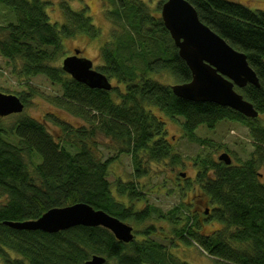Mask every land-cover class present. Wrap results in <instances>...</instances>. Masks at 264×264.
Here are the masks:
<instances>
[{
  "label": "trees",
  "instance_id": "1",
  "mask_svg": "<svg viewBox=\"0 0 264 264\" xmlns=\"http://www.w3.org/2000/svg\"><path fill=\"white\" fill-rule=\"evenodd\" d=\"M103 1L110 25L106 32L93 23L87 6L74 10L62 2L65 20L60 23L51 21L46 0H0L11 16L0 22V55L13 64L25 86L0 92L18 95L26 107L32 97L45 96L30 83L44 75L62 89L46 99L85 122L74 126L49 114L48 120L59 126L54 134L46 121L23 112L11 114L17 118L10 125L3 120L11 115L0 116V263L86 264L101 256L102 264H189L170 250L165 243L170 240L173 246L196 245L216 264H264V9L232 0H188L202 22L246 54L257 73L260 86L237 88L259 111L260 116L250 118L215 102L178 97L171 84L156 79L164 72L177 82L192 78L161 17L166 0L154 9L146 0ZM81 34L98 41L102 34L107 37L99 44L96 69L111 81L110 90L91 88L55 64L64 40ZM76 49L82 56L83 50ZM167 119L203 148L221 144L199 136L201 126L213 130L222 121L248 126L253 150L247 159L227 164L212 152L199 155L195 179L182 183L185 193L191 191L204 203L202 214L184 200L166 211L147 202L140 178L150 174V164L164 162L173 168L182 163L168 139ZM96 134L110 139L113 156L103 159L95 151ZM123 154L131 158L132 178L113 182L111 164ZM78 202L132 225L134 238L118 240L104 226L77 225L49 233L6 224L37 219L51 208ZM209 221L219 227L205 231Z\"/></svg>",
  "mask_w": 264,
  "mask_h": 264
},
{
  "label": "rangeland",
  "instance_id": "2",
  "mask_svg": "<svg viewBox=\"0 0 264 264\" xmlns=\"http://www.w3.org/2000/svg\"><path fill=\"white\" fill-rule=\"evenodd\" d=\"M48 1L47 13L52 22H64L65 17L62 8V2L69 4L74 10H81L88 7L87 14L91 16L93 23L102 28V31L106 32L109 28L107 18L105 16L106 4L103 0H46ZM151 2L150 5L153 9L158 4L159 0H146ZM251 8V9H264V0H232ZM10 14H7L6 10L0 6V22L5 23L6 19L10 18ZM107 37L102 34L100 41L98 39H91L86 35L67 38L64 40L63 53L55 62L56 65H62L63 59L67 55H71L74 49L81 48L83 50L82 56L89 58L93 61V66L96 68L101 63L99 57V44ZM156 79L167 84L177 83V79L171 74L164 72L162 74H156ZM19 78L14 72L12 63H9L4 57L0 55V89L11 91H19L25 87L19 83ZM31 85L37 87L39 93H44L45 96H34L30 99V103L25 107L23 114L30 115L38 120L46 121L47 127L54 134L59 132V126L51 120H48V115L51 114L55 117H60L74 126H80L85 122L72 116L71 114L55 107L51 104L46 97H54L60 95L62 89L60 85L53 84L46 76L38 75L30 79ZM6 93L5 91H1ZM260 116V115H259ZM261 120L264 122V113H261ZM16 115L6 117L3 121L6 125H10L16 120ZM166 129L168 132V139L174 144L175 149L179 151L182 157V163L175 167L168 165L164 166V162H156L150 164L148 172L141 176L140 182L143 184L145 193H148L147 202L154 203L160 207L163 211H166L175 203L180 200H184L189 208L195 210L197 214H202L204 210V203L200 200L198 195L193 196L191 191L184 192L185 178L189 180L195 179L197 171L196 159L199 155H209L212 152L214 157H218L222 152H228L232 158V161L236 159H247L253 150V141L250 135L248 126L234 121H222L213 130L207 129L205 126H201L197 131L201 137H209L213 139V143L227 147L229 151H223L224 149L218 147L203 148L198 143L189 140L178 125L177 122L170 119L166 120ZM95 145L94 149L103 159L113 156L115 154L114 149L109 148L112 146V142H108L110 139L102 134H96L94 137ZM219 148L218 151L215 149ZM132 161L130 156L121 155L120 158L115 159L110 168V180L115 181L118 178L130 179L132 178ZM181 172L186 173V177L180 175ZM179 177V179H178ZM179 182V183H177ZM179 184V185H177ZM114 190V186H113ZM3 202V201H0ZM146 203H141L145 205ZM159 222L156 225L159 226ZM219 227V224L213 221L206 222L204 224L205 231H211ZM179 242L178 239H176ZM167 245H171L170 250L175 254L182 257L189 264H216V262L210 256L201 252L196 245L187 246L182 242L177 246H173L170 240H166ZM1 264V263H0Z\"/></svg>",
  "mask_w": 264,
  "mask_h": 264
},
{
  "label": "water",
  "instance_id": "3",
  "mask_svg": "<svg viewBox=\"0 0 264 264\" xmlns=\"http://www.w3.org/2000/svg\"><path fill=\"white\" fill-rule=\"evenodd\" d=\"M161 17L169 30L179 55L192 72L191 80L172 84L175 95L192 101H211L230 107L250 118L259 111L253 103L237 90L248 83L260 86L259 77L249 64L245 53L232 47L224 38L201 21L196 8L188 0H166L161 7ZM80 49L66 56L62 68L75 80L91 88L110 90L111 81L93 66V61L80 56ZM25 104L16 94L0 92V116L22 113ZM231 163L228 153L219 157ZM183 177L186 173H181ZM206 213L209 212L207 208ZM17 229L42 230L54 233L77 225L104 226L118 240L129 242L134 238L133 226L102 209L78 202L65 207H55L41 217L25 221H7ZM104 257L93 256L86 264H102Z\"/></svg>",
  "mask_w": 264,
  "mask_h": 264
}]
</instances>
